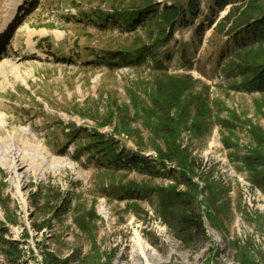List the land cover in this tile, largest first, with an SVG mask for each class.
Here are the masks:
<instances>
[{"label": "rangeland", "instance_id": "obj_1", "mask_svg": "<svg viewBox=\"0 0 264 264\" xmlns=\"http://www.w3.org/2000/svg\"><path fill=\"white\" fill-rule=\"evenodd\" d=\"M19 1L0 0V264H147L138 236L160 256L150 264H264V91L243 86L264 44L236 56L230 35L264 0L221 12L199 0V16L155 51L164 72L151 60L97 64L104 51L152 45L165 26L103 28L97 13L191 0ZM96 133L155 174L101 160ZM13 144L26 155L16 174ZM170 188L195 196L204 238L187 244L165 220Z\"/></svg>", "mask_w": 264, "mask_h": 264}, {"label": "trees", "instance_id": "obj_2", "mask_svg": "<svg viewBox=\"0 0 264 264\" xmlns=\"http://www.w3.org/2000/svg\"><path fill=\"white\" fill-rule=\"evenodd\" d=\"M229 5L230 0H216V6L219 12L226 9ZM159 7L158 4H146L142 7H135L130 10L116 9L112 14L97 13L99 27L108 28V25L118 24L122 29L129 32H135L137 28L143 24L147 25L151 22L159 21L160 19L162 22H165L162 38L157 39L152 45H143L133 50L104 51L102 57L98 59L99 61H97V64H104L109 69L114 70L122 67H142L151 60L155 62V66H157L159 70L162 72L167 71L163 62L156 59L157 55L155 51L172 41L177 26L188 24L189 20H195L199 16L200 4L199 0H191L187 9L165 5L164 10L161 11ZM213 24L214 22L211 23V26ZM168 29L170 32L166 34V30ZM204 30V28L200 29V36H203ZM230 35L233 38V44L237 47L236 56L242 54L243 51L249 48L264 44V14L256 18L245 20L241 24L235 26V29L230 32ZM244 67V74L246 76L252 75V77L244 83V88L248 90L264 91V63L244 64ZM83 133L84 131H82L81 134ZM92 139L95 142V148L101 160H106L109 164H114L117 169H126L128 164L131 166L133 164L135 169L140 171L145 170L148 174H155V167L147 161H142L137 157H125L123 154L116 155L114 152L116 147L112 146L114 141L108 143L107 140L98 133L94 134ZM177 151L179 152V150ZM247 163L249 168L254 169L251 167V160ZM163 166L164 163L162 162V167ZM129 191L133 190L129 189ZM147 192L149 193L150 190L148 189L146 193ZM160 192L164 196L162 208L165 212L170 213L175 209L173 216L165 220L171 227L174 229L177 228L179 238L187 244H192L204 238L206 229L201 215L197 213L195 209V196L190 193H180L174 188L160 190ZM173 219H176V225L172 224ZM9 245H13V247H16L15 250H18V245L15 243H9ZM54 262L56 261L54 260Z\"/></svg>", "mask_w": 264, "mask_h": 264}, {"label": "bare ground", "instance_id": "obj_3", "mask_svg": "<svg viewBox=\"0 0 264 264\" xmlns=\"http://www.w3.org/2000/svg\"><path fill=\"white\" fill-rule=\"evenodd\" d=\"M22 1L20 0L19 2H17L16 5H14L13 7L15 9H17V7L20 5ZM22 4V3H21ZM13 16V15H12ZM11 15H9L8 19L6 20V22L4 23V25L6 24V26H8L10 23H12L13 21H15V17H12ZM214 147V146H213ZM8 150H10V154L11 155V169L13 170V173L16 174L17 173V170H18V165L17 163H19V161H24V158H25V154L23 153H20L21 151L18 152V148L15 144H13ZM18 153V154H17ZM45 160V159H44ZM4 162L1 163V165L3 164ZM65 167H68L67 164L65 163H53L51 164L50 168L51 169H55V170H62L64 169ZM17 184H18V191L20 190V186H21V179L20 177L17 175ZM21 183V184H20ZM104 209V208H103ZM137 246H138V249L140 251V254L141 256L143 257V259L147 262V264H150L151 261H154L156 259L160 260V256L159 254L154 251V249H152L149 244H147L145 241L142 240V238L140 236H138L137 238ZM138 257V261L136 264H141L140 261H139V256Z\"/></svg>", "mask_w": 264, "mask_h": 264}]
</instances>
